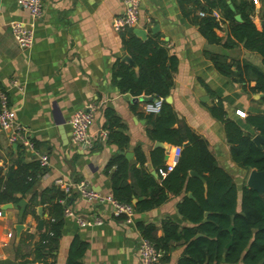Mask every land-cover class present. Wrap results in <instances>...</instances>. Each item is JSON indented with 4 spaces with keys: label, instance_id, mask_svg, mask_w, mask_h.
<instances>
[{
    "label": "crops",
    "instance_id": "1",
    "mask_svg": "<svg viewBox=\"0 0 264 264\" xmlns=\"http://www.w3.org/2000/svg\"><path fill=\"white\" fill-rule=\"evenodd\" d=\"M254 5L253 20L262 30L264 21L260 16L264 0L254 2ZM123 10L122 0H43V15L33 26L35 43L32 48L23 50L14 40L11 24L17 20L29 21V13L18 5L17 0H0V89L8 93L16 120L28 129V137L34 145L33 149L14 146L9 142L8 134L0 130V170L4 182L8 181L9 172L16 167L21 155L29 164L39 162L41 155L49 158L47 165L41 164L43 172L37 173L33 188L38 194V204L31 202L33 192H29L20 198L27 202L23 215L19 207L4 209L6 204L0 205V263L30 261L28 264H44L33 262L34 256L30 252L40 241L43 230L39 229V208L43 209V218H50L53 204L49 198L53 193L45 190L56 187L57 180L69 184L87 181L96 192L112 195V176L116 167L108 168L110 160L115 155L126 157L119 151H130L133 156L126 158L140 167L138 149L147 156V172L155 176L159 184L166 178L160 179L158 174H153L156 164L152 154L162 147H156L157 141L149 137L153 125L149 114L143 110L146 96L123 92L118 84L120 65L128 64L124 57L132 58L126 42L132 38L134 29L144 30L146 39H155L178 58L179 66L170 94L179 119L174 127L186 125L207 141L218 165L231 175L237 188L238 209H241V191L247 186L253 169H243L233 160L224 120L217 117L215 111L222 109L227 119L249 133L255 128L246 119L250 115L264 114V103L260 94L249 92L241 83L220 74L210 54L224 55L227 61H248L264 70L262 57L243 44L233 49L210 44L193 23V18L200 15L193 0H142L137 26L116 32L113 19ZM226 25H223L224 29ZM217 34L223 37L226 31L217 30ZM135 65L131 67L137 73L139 68ZM90 103H95L97 108L89 131L97 134L117 119L115 132L128 137L127 146H119L120 137L116 135L114 140L96 142L90 149L73 143L70 120L76 111ZM163 143L166 145L163 148L166 165L177 146ZM200 176L205 183V178ZM133 178H130L132 184ZM42 193H46V200L40 203ZM137 193L134 203L146 198L140 190ZM68 194L72 196L69 206L75 213L86 216L96 211L106 221L101 226L83 228L64 214L62 236L56 250L45 260L46 264H69L76 239L87 244L83 264H140L137 251L143 235L139 223L154 227L156 238L164 236L163 222L167 220L176 223L179 229L193 226L178 206L186 195L193 198L192 192L183 190L179 195L169 194L168 200L159 207L146 212L136 211L132 221H127L125 216L113 217L108 205L88 202L74 187ZM19 224L25 228L18 236L16 226ZM28 234L32 241L29 243V239L26 246L19 248ZM199 235L203 236L197 234L196 237H201ZM185 248V240L174 242L164 264H180Z\"/></svg>",
    "mask_w": 264,
    "mask_h": 264
},
{
    "label": "trees",
    "instance_id": "2",
    "mask_svg": "<svg viewBox=\"0 0 264 264\" xmlns=\"http://www.w3.org/2000/svg\"><path fill=\"white\" fill-rule=\"evenodd\" d=\"M229 1L235 10L230 7ZM204 16L197 15L193 23L198 26L200 33L210 44H220L226 49H233L239 44L257 52L264 63V27L259 30L253 20L255 5L252 0H193ZM217 11L221 18L213 15ZM241 20L236 19V15ZM260 18L264 21V9ZM222 25H226L225 29ZM217 30H225L221 37ZM126 42L138 72L129 64H121L118 84L123 92L146 97L164 98L161 111L148 115L152 123L149 137L153 141H161L181 147L179 162L168 173L166 178H157L145 168L146 154L137 150L136 167L125 156L115 155L109 162L108 168L116 167L113 172L112 195L122 203L132 204L137 212H146L159 207L168 200L169 194L179 195L184 191L192 192L194 197L186 195L181 201L179 211L183 217L193 223L191 227L179 229L171 220L163 222L164 236L156 238L154 227L139 223L143 237L149 239L163 253V260L172 248L174 242L186 241V248L180 264H220L225 259L226 264H264V195L243 186L241 191V209H238L237 188L229 173L220 167L214 155L208 148L205 139L199 137L188 126L175 128L179 122L178 116L171 103L166 101L174 87V76L178 70L179 60L170 54L165 45L155 39H141L134 32ZM216 70L223 76L241 83L243 88L254 94H264V70L248 61H227V57L210 54ZM125 63V62H124ZM254 82V86L251 83ZM264 103V97L261 98ZM215 110L216 107L214 108ZM215 114L224 120L228 141L231 145L233 160L243 169L264 171V144L257 145L253 138L256 134L264 137V114L250 115L247 122L255 128L253 132H245L236 122L225 117L221 109ZM113 116V115H112ZM226 118V119H225ZM109 124V136H119V146H127L128 137L115 132L118 120ZM21 155L16 167L11 168L9 179L4 182L0 170V205L17 203L26 193L33 192L37 173L43 172L40 161L26 163ZM163 148H157L152 154L156 164V172L166 167ZM196 171L205 178V183L199 177L190 176V171ZM133 178V184L130 178ZM137 190L146 196L144 200L134 203L138 198ZM52 192L49 198L52 202L50 218L45 219L43 230L40 231V241L34 244L30 254L33 262L46 264V259L53 254L62 236L63 217L65 208L69 206L72 196L54 186L45 190ZM45 193V194H46ZM18 194V196H17ZM45 194H41L40 203L45 202ZM20 195V196H19ZM38 194H32L31 202L38 204ZM64 201L65 203H62ZM40 221L41 217L37 216ZM232 228V231H231ZM202 234L201 237H196ZM32 236L27 235L19 244L26 246ZM22 239V238H21ZM232 241V244H228ZM20 242V241H19ZM29 245V244H28ZM87 250V244L76 239L72 245L69 264H83L82 258ZM26 261L23 264H28ZM0 264H12L5 261Z\"/></svg>",
    "mask_w": 264,
    "mask_h": 264
},
{
    "label": "built area",
    "instance_id": "3",
    "mask_svg": "<svg viewBox=\"0 0 264 264\" xmlns=\"http://www.w3.org/2000/svg\"><path fill=\"white\" fill-rule=\"evenodd\" d=\"M258 2V0H253ZM124 5L123 12L114 17L113 27L116 32H123L127 29H133L139 22L142 0H122ZM20 7L29 13V21L17 20L12 22L11 31L18 47L27 50L33 47L35 43L34 24L39 21L43 15V0H17ZM204 16L203 12H200ZM213 15L218 19L221 18L217 11ZM221 26H223L221 24ZM164 98L146 97L143 103V110L146 114H158L161 111ZM97 105L90 103L86 107L75 112L70 124L72 126V141L74 144L90 149L96 142L105 143L108 141V129H100L97 134L89 131L90 125L95 116ZM0 130L8 134V140L11 144L23 145L26 148L33 149L34 145L28 137V129L17 122L16 113L9 105L8 93L0 89ZM181 147H176L171 160L156 172L162 177H166L168 173L173 171L181 156ZM48 156L41 155L40 161L42 165L48 164ZM56 184L65 192H70L74 187L78 190L80 197L88 202L97 205H108L110 214L113 217L125 216L127 221H132L136 215V210L132 204L122 203L114 198L111 194H101L93 190L87 181L78 183H65L63 180H57ZM62 203H65L62 201ZM2 212L0 211V216ZM65 216L72 217L80 227L101 226L106 219L100 213L94 211L86 216L75 213L70 206L65 208ZM12 237V233L9 234ZM138 258L140 264H164L163 253L158 250L155 245L147 238L141 237L138 242Z\"/></svg>",
    "mask_w": 264,
    "mask_h": 264
},
{
    "label": "water",
    "instance_id": "4",
    "mask_svg": "<svg viewBox=\"0 0 264 264\" xmlns=\"http://www.w3.org/2000/svg\"><path fill=\"white\" fill-rule=\"evenodd\" d=\"M230 7L235 10L234 6L229 2ZM236 19L237 20H241V16L239 14L236 15ZM264 25V23H262ZM159 28V27H157ZM135 34H137V36L141 37L142 39H146L147 38V33L142 30V29H134ZM128 64L132 65L133 67H136L134 60L126 55L124 57V59ZM261 98L264 97V94H260L259 95ZM166 101L168 103L172 102V98L169 96L167 97ZM253 141L257 144V145H262L264 144V137L260 134L256 135L253 139ZM18 144H15L14 146H17ZM156 147H162L165 148V144L161 141H157L156 142ZM121 154L126 155V157L131 158L133 156V153L130 151L124 152V151H119ZM168 155H166V160ZM154 175H157V173L154 171L153 173ZM190 174L192 176H196L199 177L203 180V178L196 172V171H191ZM247 186L255 191H257L260 195H264V171H258V170H252L248 180H247ZM192 197V196H191ZM137 201L135 200V203ZM27 205V202L22 199L20 200L18 203L16 204H6L4 209H10V208H21V214L23 215L24 211H25V207ZM39 216L41 217L40 221H39V229H43L44 226V221H43V209L39 208ZM24 225L23 224H19L16 226V230H17V235L19 236V234L21 233V231L24 229ZM232 231V228H231ZM201 236V235H199ZM232 244V241H230V243L228 244V246H230ZM223 262H225V259H223Z\"/></svg>",
    "mask_w": 264,
    "mask_h": 264
}]
</instances>
